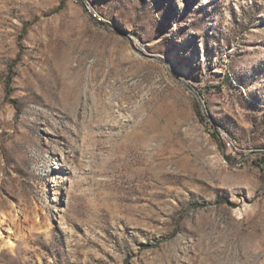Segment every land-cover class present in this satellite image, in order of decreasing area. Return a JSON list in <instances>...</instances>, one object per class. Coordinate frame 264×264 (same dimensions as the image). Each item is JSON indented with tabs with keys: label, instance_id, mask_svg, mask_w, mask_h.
Here are the masks:
<instances>
[{
	"label": "rangeland",
	"instance_id": "1",
	"mask_svg": "<svg viewBox=\"0 0 264 264\" xmlns=\"http://www.w3.org/2000/svg\"><path fill=\"white\" fill-rule=\"evenodd\" d=\"M0 264H264V0H0Z\"/></svg>",
	"mask_w": 264,
	"mask_h": 264
},
{
	"label": "bare ground",
	"instance_id": "2",
	"mask_svg": "<svg viewBox=\"0 0 264 264\" xmlns=\"http://www.w3.org/2000/svg\"><path fill=\"white\" fill-rule=\"evenodd\" d=\"M74 1H77V0H74ZM92 16L95 17V13H93Z\"/></svg>",
	"mask_w": 264,
	"mask_h": 264
},
{
	"label": "built area",
	"instance_id": "3",
	"mask_svg": "<svg viewBox=\"0 0 264 264\" xmlns=\"http://www.w3.org/2000/svg\"><path fill=\"white\" fill-rule=\"evenodd\" d=\"M77 1H79V0H77Z\"/></svg>",
	"mask_w": 264,
	"mask_h": 264
}]
</instances>
